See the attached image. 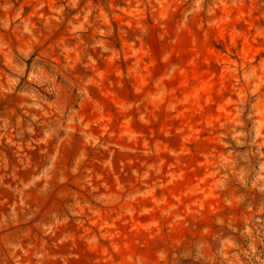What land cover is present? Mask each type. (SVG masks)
<instances>
[{"label":"rangeland","instance_id":"1","mask_svg":"<svg viewBox=\"0 0 264 264\" xmlns=\"http://www.w3.org/2000/svg\"><path fill=\"white\" fill-rule=\"evenodd\" d=\"M0 264H264V0H0Z\"/></svg>","mask_w":264,"mask_h":264}]
</instances>
